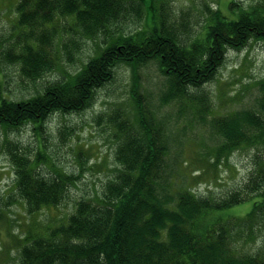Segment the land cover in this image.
<instances>
[{
	"label": "trees",
	"instance_id": "16d2710c",
	"mask_svg": "<svg viewBox=\"0 0 264 264\" xmlns=\"http://www.w3.org/2000/svg\"><path fill=\"white\" fill-rule=\"evenodd\" d=\"M204 3L209 13L196 33L184 16L175 20L171 0H19L14 27L20 32L0 50V59L18 64L28 79L54 70L58 51L74 61L86 40L105 45L96 43L94 55L71 78L49 80L27 98L10 100L0 88V127L31 122L43 130L55 112L85 110L97 89L114 80L120 62L155 61L169 79L166 95L207 120L204 84L215 78L229 49L264 42V0L238 4L229 14ZM260 88L254 108L208 119L224 140L219 154L264 147V80ZM142 101H136L138 124L119 107L110 113L118 166L101 194L80 198L63 223L29 237L17 264H264V238L255 250L242 249V241L256 240L255 225L264 223V160L242 188L225 196L175 188L178 171L168 159V141L162 128L140 122L147 115ZM10 155L17 191L30 212L63 202L73 175L42 173V151L35 158ZM250 199L246 217H224L225 210Z\"/></svg>",
	"mask_w": 264,
	"mask_h": 264
},
{
	"label": "rangeland",
	"instance_id": "374dc122",
	"mask_svg": "<svg viewBox=\"0 0 264 264\" xmlns=\"http://www.w3.org/2000/svg\"><path fill=\"white\" fill-rule=\"evenodd\" d=\"M18 1L0 0V50L6 49L20 32L14 27ZM253 1L171 0V5L175 20L181 21L184 16L190 28L198 33L209 13L204 2L214 10L220 8L229 14L231 7L237 10L238 4L246 6ZM96 43L102 48L105 45L100 39L86 40L83 52L74 61H68L65 54L58 51L56 68L37 81L23 76L18 64L0 59V88L8 99L19 100L29 97L49 80L71 78L94 55ZM263 80V41L251 40L242 49H229L215 78L204 84L202 92L208 94L210 107L207 120H203L194 108L183 106L179 100L166 95L169 79L155 61L138 65L120 62L114 80L97 89L92 104L85 110L55 112L49 116L43 130L36 129L31 122L13 128L0 127V264H17L21 247L29 237L44 234L63 223L80 198L101 194L118 166L110 113L119 107L138 124L136 101L142 98L147 115L144 114L145 119L140 118V122L146 121L152 129H163L170 149L168 159L178 171L175 188H191L199 195L217 197L242 188L250 172L264 160V147L241 146L219 154L224 140L214 133L208 119L254 108L261 97ZM40 151L47 157L46 165L39 167L42 173L60 169L73 175L75 181L59 205L44 206L32 213L17 191L16 169L10 153L35 158ZM253 201L250 199L225 210L224 217L243 219L252 209ZM258 224L255 225L256 240L242 241V249L255 250L263 240L264 223ZM239 230L245 231V228Z\"/></svg>",
	"mask_w": 264,
	"mask_h": 264
}]
</instances>
